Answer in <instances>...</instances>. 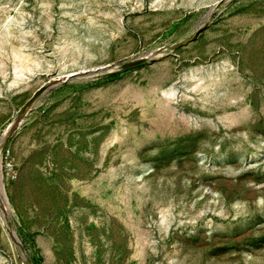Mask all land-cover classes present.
<instances>
[{
	"label": "rangeland",
	"instance_id": "obj_1",
	"mask_svg": "<svg viewBox=\"0 0 264 264\" xmlns=\"http://www.w3.org/2000/svg\"><path fill=\"white\" fill-rule=\"evenodd\" d=\"M0 264H264V0H0Z\"/></svg>",
	"mask_w": 264,
	"mask_h": 264
}]
</instances>
